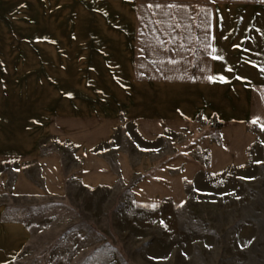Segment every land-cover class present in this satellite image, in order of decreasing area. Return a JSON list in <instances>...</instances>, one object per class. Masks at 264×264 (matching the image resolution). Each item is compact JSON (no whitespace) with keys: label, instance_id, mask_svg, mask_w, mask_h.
Instances as JSON below:
<instances>
[{"label":"crops","instance_id":"0c3cea01","mask_svg":"<svg viewBox=\"0 0 264 264\" xmlns=\"http://www.w3.org/2000/svg\"><path fill=\"white\" fill-rule=\"evenodd\" d=\"M74 1L111 2V13L80 14L78 46L70 20L62 48L55 26L0 48V264H17L31 240L15 198L134 181L138 200L180 201L185 182L244 168L264 144V0H0ZM131 126L147 142L184 129L189 141L136 164L122 149L112 163L101 148L130 140Z\"/></svg>","mask_w":264,"mask_h":264},{"label":"rangeland","instance_id":"374dc122","mask_svg":"<svg viewBox=\"0 0 264 264\" xmlns=\"http://www.w3.org/2000/svg\"><path fill=\"white\" fill-rule=\"evenodd\" d=\"M96 13H111V2H0V48L31 46L33 27L44 36L52 26L62 48L70 20L77 21L69 40L78 46L80 14ZM128 131L130 140L118 136L101 148L112 163L122 149L135 164L165 158L190 135L169 131L147 142ZM72 153L63 151L66 170ZM134 183L89 188L70 180L65 198L13 199V215L31 230L17 264H264V144L244 168L185 182L180 201L138 200Z\"/></svg>","mask_w":264,"mask_h":264},{"label":"snow or ice","instance_id":"6c2138e0","mask_svg":"<svg viewBox=\"0 0 264 264\" xmlns=\"http://www.w3.org/2000/svg\"><path fill=\"white\" fill-rule=\"evenodd\" d=\"M173 6H175V5H173ZM156 7H160V5L157 4ZM216 59L223 60L224 57L217 56ZM229 71H232V69L229 68ZM208 79L211 80V81H213V82H216L217 80L222 81V82H226L227 81V78L225 76H223V75H220V76H217V77L209 76ZM68 95H71V93H68ZM259 121H260V117H256V118L253 119L252 123L256 124ZM260 127L262 129H264V124H260ZM261 143H264V141H261ZM165 227H167V225H165Z\"/></svg>","mask_w":264,"mask_h":264},{"label":"built area","instance_id":"2783aa9c","mask_svg":"<svg viewBox=\"0 0 264 264\" xmlns=\"http://www.w3.org/2000/svg\"><path fill=\"white\" fill-rule=\"evenodd\" d=\"M214 125L219 126V125H221V122L219 120H215Z\"/></svg>","mask_w":264,"mask_h":264}]
</instances>
